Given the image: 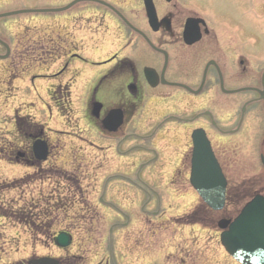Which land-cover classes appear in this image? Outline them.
Wrapping results in <instances>:
<instances>
[{
	"label": "flooded vegetation",
	"instance_id": "flooded-vegetation-1",
	"mask_svg": "<svg viewBox=\"0 0 264 264\" xmlns=\"http://www.w3.org/2000/svg\"><path fill=\"white\" fill-rule=\"evenodd\" d=\"M151 1L152 25L144 0H0V264L47 246L53 264H239L158 237L264 197V19L253 0ZM193 158L220 168L222 208ZM141 225L156 236L129 241Z\"/></svg>",
	"mask_w": 264,
	"mask_h": 264
},
{
	"label": "water",
	"instance_id": "water-1",
	"mask_svg": "<svg viewBox=\"0 0 264 264\" xmlns=\"http://www.w3.org/2000/svg\"><path fill=\"white\" fill-rule=\"evenodd\" d=\"M145 4L149 19L155 20L151 1L145 0ZM191 183L210 205L214 206L218 199L223 203L225 182L217 164H198L193 158ZM222 224L226 226L228 222ZM57 239L62 245L68 243L64 234ZM221 241L226 251L240 263L264 264V198L256 197L250 201L221 234Z\"/></svg>",
	"mask_w": 264,
	"mask_h": 264
},
{
	"label": "rangeland",
	"instance_id": "rangeland-1",
	"mask_svg": "<svg viewBox=\"0 0 264 264\" xmlns=\"http://www.w3.org/2000/svg\"><path fill=\"white\" fill-rule=\"evenodd\" d=\"M253 1H254V4H253V12L251 15L252 18H258L259 17V18L264 19V7L257 4L258 0H253ZM261 22H264V20H262ZM263 54H264V40H263ZM194 203H195V201H191V205ZM231 218H233V217H231ZM212 219L214 220V222H216L218 219H220V217H216V218H212ZM172 222H176V223H172ZM183 223H186V222H185L184 218H182V217H173V218L169 217V221L167 222V226L170 225V227H168L164 231V234H162V236H159L158 238H161L164 241H169L170 243L178 242V241H185V240H187V242H194L192 244H189V246L204 248V251H205L204 255L206 257H208V256H217V257L227 256L223 252V249L219 246L218 234L220 231L216 227L215 224H214L215 227L212 226L211 229H201L199 227H195L194 229H189V228L183 227L182 226ZM0 225H1V223H0ZM79 225H83L82 222H80ZM179 225L182 227L179 228ZM147 232H148V228L141 225L140 227H137L135 234H132V233L129 234V236H130L129 241H133L134 238L136 240H138L139 235H141V242H143L142 240L149 241V238L151 236L152 237L156 236V233H155V234L150 235L149 237H145L142 239V236L148 235ZM49 234H52V233H49ZM13 235L15 238L18 237L20 241H25V238L27 237V235L22 234V233H18V232L16 233V231H14ZM72 235L74 237V241L78 242V241H82V240L85 241L87 239L88 233L82 232V230H80V231L72 233ZM89 235H90V237L92 236L93 240H101L102 235L103 236L106 235V230H105V233L94 232V233H90ZM47 239H48V236H47ZM142 245L143 244H141V247L143 248ZM144 246H145L144 249L147 250V253H150L152 251V246L150 244L147 243V244H144ZM142 248H141V250L143 252L142 256H145L146 254L144 253V251H143L144 249H142ZM44 249H45L46 255H50L51 253H53L55 251L57 252L56 249L51 250L50 246H47ZM79 252H80V250H79ZM136 252H138V250ZM131 257L133 259L135 258V256H130V254H127L128 264H130V262L132 261ZM115 261L117 264H119L117 259H115Z\"/></svg>",
	"mask_w": 264,
	"mask_h": 264
}]
</instances>
